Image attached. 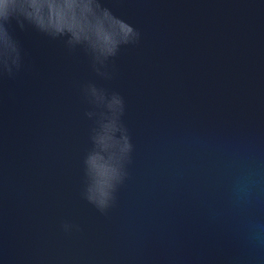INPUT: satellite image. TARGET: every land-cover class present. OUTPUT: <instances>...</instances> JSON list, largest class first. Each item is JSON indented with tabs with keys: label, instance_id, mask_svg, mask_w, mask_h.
I'll list each match as a JSON object with an SVG mask.
<instances>
[{
	"label": "water",
	"instance_id": "water-1",
	"mask_svg": "<svg viewBox=\"0 0 264 264\" xmlns=\"http://www.w3.org/2000/svg\"><path fill=\"white\" fill-rule=\"evenodd\" d=\"M103 3L141 32L110 80L10 27L24 67L0 78V264H264V0ZM88 81L124 97L133 145L105 213L82 196Z\"/></svg>",
	"mask_w": 264,
	"mask_h": 264
},
{
	"label": "clouds",
	"instance_id": "clouds-1",
	"mask_svg": "<svg viewBox=\"0 0 264 264\" xmlns=\"http://www.w3.org/2000/svg\"><path fill=\"white\" fill-rule=\"evenodd\" d=\"M13 23L21 30L61 41L69 52H83L92 71L105 80L113 78L108 68L122 48L141 41L140 30L103 0H0V78L14 79L24 67L22 47L10 31ZM80 89L90 106L85 116L91 121L90 147L82 161V196L105 213L114 205L131 163L133 145L123 121L126 104L120 92L94 81L83 83ZM62 227L67 231L73 225L65 222Z\"/></svg>",
	"mask_w": 264,
	"mask_h": 264
}]
</instances>
